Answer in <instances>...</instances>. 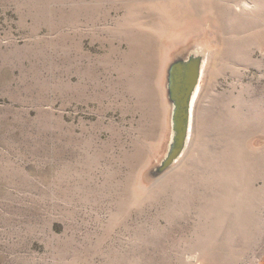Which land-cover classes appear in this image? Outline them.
I'll return each instance as SVG.
<instances>
[{
  "label": "rangeland",
  "instance_id": "obj_1",
  "mask_svg": "<svg viewBox=\"0 0 264 264\" xmlns=\"http://www.w3.org/2000/svg\"><path fill=\"white\" fill-rule=\"evenodd\" d=\"M0 264H264V0H0Z\"/></svg>",
  "mask_w": 264,
  "mask_h": 264
},
{
  "label": "water",
  "instance_id": "obj_2",
  "mask_svg": "<svg viewBox=\"0 0 264 264\" xmlns=\"http://www.w3.org/2000/svg\"><path fill=\"white\" fill-rule=\"evenodd\" d=\"M201 55L190 54L187 59L174 61L169 70L168 94L172 103V137L159 172L172 167L186 150L190 108L193 94L201 78Z\"/></svg>",
  "mask_w": 264,
  "mask_h": 264
},
{
  "label": "bare ground",
  "instance_id": "obj_3",
  "mask_svg": "<svg viewBox=\"0 0 264 264\" xmlns=\"http://www.w3.org/2000/svg\"><path fill=\"white\" fill-rule=\"evenodd\" d=\"M195 54V55H201L203 58V63L201 66V78L199 81V84L193 94L192 101H191V108H190V120H189V130H188V138H187V144H186V151L189 149V146L191 144L192 136H193V122H194V116L196 117V111H197V106L196 103L199 99V96L201 94L202 90V81L204 79V76L206 74V68L209 62V54L208 50L203 46V45H196L192 50H190L187 54H185L182 58L187 59L190 54ZM198 105V103H197ZM196 106V109H195ZM195 111V113H194ZM183 156V155H182Z\"/></svg>",
  "mask_w": 264,
  "mask_h": 264
}]
</instances>
